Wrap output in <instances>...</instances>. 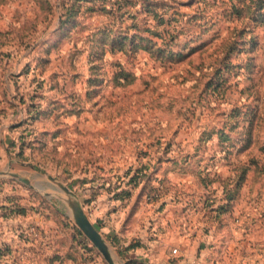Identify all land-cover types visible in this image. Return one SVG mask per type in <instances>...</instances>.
Segmentation results:
<instances>
[{"label": "rangeland", "instance_id": "1", "mask_svg": "<svg viewBox=\"0 0 264 264\" xmlns=\"http://www.w3.org/2000/svg\"><path fill=\"white\" fill-rule=\"evenodd\" d=\"M0 171V264H264V0H0Z\"/></svg>", "mask_w": 264, "mask_h": 264}, {"label": "water", "instance_id": "2", "mask_svg": "<svg viewBox=\"0 0 264 264\" xmlns=\"http://www.w3.org/2000/svg\"><path fill=\"white\" fill-rule=\"evenodd\" d=\"M2 171H0V174ZM17 178L28 182V179L22 175H16ZM74 217L76 223L83 230V232L90 238V240L98 247V249L102 252L103 256L112 264V259L105 243L104 239L101 236V233L95 228V226L91 223L83 209L75 205L73 207Z\"/></svg>", "mask_w": 264, "mask_h": 264}, {"label": "crops", "instance_id": "3", "mask_svg": "<svg viewBox=\"0 0 264 264\" xmlns=\"http://www.w3.org/2000/svg\"><path fill=\"white\" fill-rule=\"evenodd\" d=\"M147 230H148V227H147V229H144V230H142V231L148 235V231H147ZM195 230H197V229H195ZM152 233H153V232H152ZM175 236H176V235H175ZM179 239H181L179 236H176L175 238L173 237V238L171 239V242H175V240L178 241ZM150 242H151L152 244L149 243V247H148V245H147L148 243L146 244V248H147V249L145 248L146 251H148V248H150L151 246H152V247H151V248H152V249H151L152 252H154V250H158V249H159V246H160L161 244H160L158 247H156V244H154V242H156L155 240H151ZM150 245H151V246H150ZM162 245H164V244H162ZM155 247H156V248H155ZM139 248L143 250V249H144V246H141V247H139ZM139 248H138V249H139ZM145 249H144V250H145ZM177 261H178V263H180V259H179V258L177 259Z\"/></svg>", "mask_w": 264, "mask_h": 264}]
</instances>
